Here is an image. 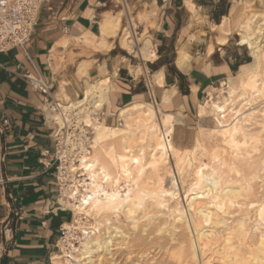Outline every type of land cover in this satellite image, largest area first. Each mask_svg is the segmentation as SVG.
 Instances as JSON below:
<instances>
[{"label": "crops", "instance_id": "1", "mask_svg": "<svg viewBox=\"0 0 264 264\" xmlns=\"http://www.w3.org/2000/svg\"><path fill=\"white\" fill-rule=\"evenodd\" d=\"M246 4L264 11V0L41 2L26 48L0 54V264H51L61 228L74 221L56 180L50 106H68L86 82L106 80L107 126L145 103L175 123L204 124L201 100L247 64L238 29Z\"/></svg>", "mask_w": 264, "mask_h": 264}, {"label": "bare ground", "instance_id": "2", "mask_svg": "<svg viewBox=\"0 0 264 264\" xmlns=\"http://www.w3.org/2000/svg\"><path fill=\"white\" fill-rule=\"evenodd\" d=\"M238 29L240 44L250 49L252 62L241 67L236 76L227 78L224 84L226 85L224 93H227L228 97H224L223 100H220V98L215 100L213 93L209 92L207 100L198 106L199 118L205 119L211 115L217 122L218 125L210 129V135L217 138L221 144V152H225V149L234 150L235 152L239 151L241 144L236 137L238 134L242 135L241 125L250 117L247 115L248 117L244 118V113L242 114L240 110L234 112V114L232 113L233 115H228V118L225 119L226 116L224 114L228 112L232 98L235 96L234 94L238 93L237 91L239 90L241 96L249 92L250 95L252 94L255 97L254 94L258 95L263 92L261 87L258 86V79H260L258 77L261 75V70L264 69V54L262 53L264 51L262 49L264 13H250L243 16L238 21ZM125 41L124 37L122 45L130 51L131 46L126 44ZM145 54H147L146 51ZM84 88L81 99L71 102L68 106H61V111L54 113L55 116L53 117L59 128L66 125L72 129V132L67 137L72 142H75L70 152H73L76 148L80 154L78 158L79 165L76 168L80 171V176L83 178L80 181V187L83 190L79 189L76 183L68 188V196L75 202V204L69 203L68 206L74 214L73 227L81 231L84 237L79 240L80 246L75 250L74 255H70V259H64L56 255L53 258V264H94L92 260L94 254L104 252L112 256L111 247H113V241L117 236L122 235L123 231L120 227L121 222L118 221L114 225L111 223V217H114L116 221L120 215L129 217L131 218L130 220H133L132 226L134 228L132 229H135L137 228V221H135L133 216L137 217L135 214L139 210H145L146 200L149 196L151 199L154 198V202L159 206L175 198L174 192L164 189L160 183L157 186L158 188L152 189L153 191L150 189L148 191V188L142 184L147 165L143 164L144 149L140 150V155H134L132 145H129L132 128H130L128 119L131 114L137 113L139 115L138 113H140L143 115L139 116L138 121H136L139 122L140 119L141 124L145 127L143 137L140 139L141 142H147L146 148L151 151L150 162H148L151 167L156 169L162 164L166 165L168 158L171 156L173 160L175 159L176 165L182 161L181 149L177 148L171 140L175 124V119L171 114H164L159 118L157 109L152 105L148 103L133 105L129 109L125 108L120 111L121 127H110L95 117L102 110L104 104L108 102L110 88L107 81L103 80L94 84L86 82ZM79 123H83V126L80 124V132L77 134L74 133V130ZM90 127L94 130L93 139L91 140L92 152L84 146V139L87 140L84 135L85 128ZM74 135L75 137L78 135L77 138H79L76 139ZM68 141L67 139L66 142ZM196 143L201 149L205 145L207 147L210 144L203 137H200ZM211 148L215 151L218 145L214 144ZM209 150L211 149L209 148ZM226 161V158H222L218 164L211 166L209 174L200 171V176L194 184L195 189L198 191L187 201V207L191 212V228L193 227L191 231H194L196 243L198 244L194 245L195 241L193 240L195 238L193 237L194 239H190V247H187V253L194 262L198 246L201 247V255H204L206 251H210L218 256V259L213 257L212 259L211 253L210 257H203V264H226L227 259L229 264L245 263L239 260L241 257L239 250L241 247L240 239L237 241L235 238L234 240L237 242L234 243L231 237L233 235L227 233L222 241L223 236L221 237L219 232L215 230L224 223V218L218 216L226 214L225 210L230 209L237 198L240 197L239 188L234 189L231 187L232 184L230 182L225 181V173L221 170V166H225ZM74 170V168H71V172H74ZM206 182H209V185ZM64 192L66 194V191ZM174 206L171 212L176 214V218H178L177 220L180 223L183 220L185 221L184 210L179 206L177 207V205ZM255 209V218L257 217L259 221L264 222V201L260 202ZM87 218H92L95 224L87 225V222L84 221ZM213 218H215L214 221ZM257 218L255 220H258ZM186 222V226L182 224L185 227L184 229L189 230ZM211 222L215 229L204 230V224ZM103 227H105V230L102 232ZM175 230L177 229L175 228ZM182 232L180 233L183 234ZM259 239L260 249L262 250L264 247V233L261 234ZM183 242H187V240L185 239Z\"/></svg>", "mask_w": 264, "mask_h": 264}, {"label": "rangeland", "instance_id": "3", "mask_svg": "<svg viewBox=\"0 0 264 264\" xmlns=\"http://www.w3.org/2000/svg\"><path fill=\"white\" fill-rule=\"evenodd\" d=\"M246 5L238 15V21L240 18L250 13H264V11L261 12L252 5ZM236 38L238 42L239 37L237 36ZM262 45V49L264 50V38L262 40ZM241 48L245 52L247 64L251 63L252 58L249 54L250 50L244 46ZM262 53L264 54V51ZM260 74L261 75L258 77L260 78L258 79V86L261 87L263 92L258 95L254 94L255 97H253L249 92L241 96V92L238 90V93L234 94L236 98L235 96L232 98L228 112L224 114L226 116L225 119H227L228 115H233L234 112L241 110L242 114L244 113V118L247 115L250 116H247L248 120L241 125L242 135L238 134L236 137L241 144L238 152L230 149H225V152H221V144L218 142L217 138L210 135V129L218 125L210 115L205 118L204 124H197V122L174 124L171 140L177 148L181 149L182 161L176 165L175 159L173 160L171 156L168 158L166 165L162 164L157 167L160 170L157 168L156 170L148 163L150 162L149 157L151 151L146 148L147 142L142 141V144L140 139L143 137L145 127L141 124L140 119L139 122L137 121L139 116L143 115L140 113H138L139 115H137V113L131 114L128 119L130 128H132L129 145H132L134 155H140V150L144 149L143 164L147 165H145L146 171L142 178V184L148 188V191H153L155 188H158V185L162 184L164 189L174 192L175 198L159 206L154 202L155 199H151L149 196L150 199L148 198L146 200L145 210H139V212L135 214L137 217L133 216L135 221H137V228L135 229H132L134 227L132 226L133 220H130L131 218L120 215L119 219L116 221L114 217H111L112 224L116 225L118 221L121 222L120 227L123 234L117 236L113 241V247H111L112 256L104 252L94 254L92 257L94 264H111L113 262L115 264H203V257H210L212 252L206 251L204 255H201V247L197 246L195 262L187 253L190 247V239L195 238V240H193L195 241L194 245H198L196 243L195 233L191 231L193 227L191 228V212L187 207V201L198 191L195 189L196 187L194 184L200 176V171L209 174L211 172L210 167L218 164L222 158H226L227 160L226 165L221 166V170L225 173V181L227 180L230 182L232 188H239L240 197H238L235 204L227 210L228 212L225 210L226 214L218 216L224 218V223L222 225L215 229L212 222L207 223L204 224V230L210 231L214 228L219 232L221 237L223 236L221 239L222 241L227 233H231L234 243L240 239V261L245 262L244 264H264V247L261 250L259 243V238L261 234L264 233V222L259 221L257 217L258 220H255V208H257L260 202L264 201V69L261 70ZM236 75L237 74H234L233 76ZM225 89L226 85L220 87L213 93L215 100L219 98L223 100L224 97H228L227 93H224ZM207 98L208 97H205L201 100L200 104H203ZM152 106L157 109V116L159 118L164 115H161L159 108H156L154 105ZM102 112L103 109L95 117L100 118L99 120L103 123L105 115ZM121 123L122 120L120 119L119 123L113 127H121ZM80 124L83 126V123H79V128L77 127L74 133L79 134L81 128ZM85 129L84 135L87 137V140L84 139V146L92 152L91 140L93 139L94 130L92 127ZM77 136L75 137L74 135L76 139L79 138H77ZM200 137L205 138L208 143L212 145H218L217 150L213 151L211 148L212 145L210 144L211 147L209 145L206 147L205 145L204 148H199L196 142ZM68 140V143H70L73 148L75 142H72L69 138ZM209 148L211 150H209ZM76 167L74 168V172L78 171ZM70 168H72V166H70ZM78 172L80 173V171ZM82 179L83 178H80V180ZM206 184L209 185V182H206ZM174 205L184 210L185 221L183 220V222L180 223L179 220H177L178 218H176V214L171 212L175 207ZM215 218H213V221ZM84 221L87 222V225L95 224L92 218L84 219ZM185 222L189 226L191 232L184 229V226H186ZM175 228L177 230H175ZM104 230L105 227H103L101 231L103 232ZM184 234L185 236H183ZM83 237L82 235L80 239ZM235 238L237 241L234 240ZM185 239L187 242H183ZM212 257L218 259V256L213 253L211 255V258ZM226 261V264H229V260L227 259Z\"/></svg>", "mask_w": 264, "mask_h": 264}, {"label": "built area", "instance_id": "4", "mask_svg": "<svg viewBox=\"0 0 264 264\" xmlns=\"http://www.w3.org/2000/svg\"><path fill=\"white\" fill-rule=\"evenodd\" d=\"M42 1L43 0H0V54L16 47L21 49L26 48L35 25L37 10ZM25 78L36 91L44 95L48 93L49 88L43 83L39 76L27 74ZM60 106L59 102H55L50 106L51 114L58 113ZM52 122L57 126L55 134L56 180L64 202L67 204H75L68 196V188L76 183L79 189L83 190V188L80 187V178H82L80 177V173L78 171L71 172L70 168V166L75 168L79 164L78 149L75 148L73 152H69L72 146L70 143L66 142V140L68 139V134L72 132V129L66 125L59 128L53 117ZM6 127L7 121L3 120L0 124V132ZM71 139H73V137H71ZM64 191H66V194ZM73 225L74 222L72 221L68 226L61 228L60 236L55 245L56 252L51 258V264H53V258L56 255L64 259H70V255H74L75 250L79 248V240L82 234L80 231L76 230Z\"/></svg>", "mask_w": 264, "mask_h": 264}, {"label": "trees", "instance_id": "5", "mask_svg": "<svg viewBox=\"0 0 264 264\" xmlns=\"http://www.w3.org/2000/svg\"><path fill=\"white\" fill-rule=\"evenodd\" d=\"M246 62L245 63H247V60H245Z\"/></svg>", "mask_w": 264, "mask_h": 264}]
</instances>
